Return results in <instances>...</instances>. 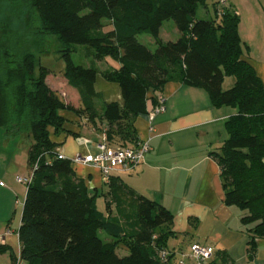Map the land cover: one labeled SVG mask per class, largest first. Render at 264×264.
Returning a JSON list of instances; mask_svg holds the SVG:
<instances>
[{"label": "trees", "instance_id": "1", "mask_svg": "<svg viewBox=\"0 0 264 264\" xmlns=\"http://www.w3.org/2000/svg\"><path fill=\"white\" fill-rule=\"evenodd\" d=\"M208 1L213 0H0V129L8 137L29 135L33 142L18 231L27 264H174L168 243L176 235L174 215L111 177L108 195L117 214L106 216L97 207L98 195L76 177L72 161L60 158L51 130L63 133L60 113L71 111L86 116L97 131L105 129L111 145L137 146L135 121L149 113V99L158 104L150 93L175 78L206 90L217 107L237 110L226 121L223 147L211 155L221 170L226 205L243 212L247 253L254 260L264 240V85L244 58L237 10L227 1L218 15L214 2L215 18L198 19L199 6ZM166 21L180 32L176 41L161 39ZM145 33L153 37L155 52L138 41ZM46 35L63 45L64 77L80 96L79 109L63 103L46 81L48 68L36 59ZM76 46L94 49L98 61L110 57L121 64L102 74L120 86L123 106L105 103L99 111L94 85L101 72L74 63ZM232 76L235 85L223 90ZM162 250L171 252L167 262L159 257ZM5 251L10 248L0 246ZM230 263L218 252L212 264Z\"/></svg>", "mask_w": 264, "mask_h": 264}, {"label": "crops", "instance_id": "2", "mask_svg": "<svg viewBox=\"0 0 264 264\" xmlns=\"http://www.w3.org/2000/svg\"><path fill=\"white\" fill-rule=\"evenodd\" d=\"M214 2L217 0L208 1L204 7L209 9L212 6L215 12ZM162 33L161 29L160 36ZM180 36L179 32L177 38ZM261 48V55L254 58L244 55V58L254 67L264 85V37L261 38ZM111 61L109 57L105 59L108 68L104 71L120 69V63ZM61 65V70H64L65 63ZM227 79L231 83L229 86L236 83L235 77H226L223 90H226ZM46 81L48 83V79ZM50 87L54 91L66 90L72 96V106L77 109L81 107L77 90L70 87L67 80L58 81ZM94 87L99 94L95 102L100 112L105 103L124 105L122 91L117 83L108 82L98 75ZM158 96L165 97L164 111L152 121L147 114L140 115L135 121L139 141L151 138L152 152L132 172L115 173L112 177L135 195H144L158 201L174 215L171 230L176 235L168 241L169 247L175 251L174 264L181 254L189 252L194 243L213 246L217 253L224 252L229 256L237 247L242 246L247 251L248 236L241 222L243 212L235 206L226 205L221 170L211 155L223 147L228 138L226 121L237 110L229 106L217 107L206 90L189 87L180 78L169 81L162 91L151 92L149 98ZM153 107L149 99L148 112ZM60 114L66 120L65 131L54 134V130H51V138L58 145L57 153L71 161L76 156L96 154L101 132L89 123L86 116L81 117L68 111H61ZM102 124L104 127L106 122ZM2 131L0 129V137L7 139ZM21 138H28L29 143H16V139H13L12 162L14 168L15 165L20 167L19 172L26 175L28 170L29 176L31 170L28 167V153L33 142L29 135ZM4 153L1 152L0 166L2 161H7ZM72 168L89 191L98 195L99 211L106 216H115L117 208L108 195L111 179L106 182L100 170L89 165L72 161ZM4 177L9 181L7 170L0 168V211L4 199L14 200L18 188L17 185L7 184ZM5 223L0 217V246L10 248V251L0 252V264H27L20 257L22 246L18 231L21 219L16 234H9ZM258 247H264V240H259ZM255 264H264V261H256Z\"/></svg>", "mask_w": 264, "mask_h": 264}, {"label": "rangeland", "instance_id": "3", "mask_svg": "<svg viewBox=\"0 0 264 264\" xmlns=\"http://www.w3.org/2000/svg\"><path fill=\"white\" fill-rule=\"evenodd\" d=\"M232 6L237 10L240 16V25H239V33L242 40V50L244 55H247L251 58L257 57L261 55V38L264 37V0H228ZM197 18L211 20L215 18V12L212 6L207 9L204 6H199L197 10ZM106 27L104 31L110 30L109 23L105 22ZM163 33L161 39L163 41H176L178 38L179 31L177 30L173 21H166L162 27ZM138 41L147 46L151 51L155 52L157 49V45L153 39V37L149 34H140L138 36ZM42 54L36 53V59L39 64L48 68V83L49 86H55L58 81H65L64 70L62 68L63 61V45L60 40L55 35H46L45 44L42 48ZM108 58V57H107ZM106 58V59H107ZM110 58V57H109ZM112 59V58H111ZM72 60L75 64L81 65L84 67L90 66H99V70L101 72V77L104 78L102 72L108 66L105 64V60L98 61L96 59V53L94 49H91L87 46H76L74 53H72ZM114 62H118L112 59ZM113 61H111L113 63ZM110 68V67H109ZM112 69V68H110ZM105 79V78H104ZM229 79V78H228ZM226 80L225 88L226 90L231 89L233 86H229L230 81ZM106 80V79H105ZM66 84V83H65ZM225 90V91H226ZM57 91V90H56ZM61 100L65 105H72L73 100L72 96L67 93L66 90L57 91ZM101 104V102H100ZM79 109V108H78ZM71 112V111H68ZM2 130V129H1ZM3 132V131H2ZM5 133V132H4ZM7 139H2L0 137V156L1 152H5V158L7 161H2L0 168H4L7 170V176L9 181L4 180L7 184L13 186L17 185V194L15 195L14 200L6 198L3 201V208L0 211V217L4 219L8 227V233L12 234L17 232V226H19L20 219L23 211V202L25 193H26V185L18 182V178H28V170L25 173L19 172L20 167L17 165L16 168L13 166V139H16V143H20L21 137L13 138L8 137L6 134L4 135ZM29 143L27 138L24 139L23 144ZM26 170V169H24ZM18 171V173H17ZM15 180V182H14ZM101 238H107V235L102 232ZM229 256V255H228ZM231 263L230 264H255L256 261H264V247H258L254 261L248 257V253L245 248L237 247L233 254L229 256Z\"/></svg>", "mask_w": 264, "mask_h": 264}, {"label": "built area", "instance_id": "4", "mask_svg": "<svg viewBox=\"0 0 264 264\" xmlns=\"http://www.w3.org/2000/svg\"><path fill=\"white\" fill-rule=\"evenodd\" d=\"M228 0H217V13L221 15L223 8ZM158 104L153 107L147 114L150 121L154 119L156 115L164 111L165 97H157ZM152 128L150 131L152 132ZM153 146L151 138L140 141L137 146L134 147H119L113 146L107 139L106 130H102L100 133V142L97 145L96 154L87 156H76L72 161L77 164L89 165L97 168L102 173L106 182H109L113 174L115 173H128L132 172L135 168L144 163L146 156L151 153ZM60 158H65L62 154ZM31 181L30 176L28 178H18V182L21 184H28ZM216 249L213 246L202 245L194 243L191 245L188 253L181 254L176 264H212L216 258ZM171 252L168 250H162L159 253V257L163 262H167Z\"/></svg>", "mask_w": 264, "mask_h": 264}]
</instances>
